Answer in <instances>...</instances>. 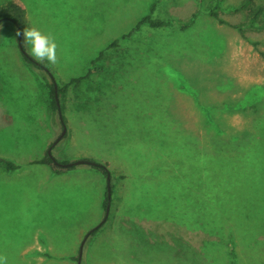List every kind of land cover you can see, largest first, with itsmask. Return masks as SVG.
Segmentation results:
<instances>
[{
    "label": "rangeland",
    "instance_id": "obj_1",
    "mask_svg": "<svg viewBox=\"0 0 264 264\" xmlns=\"http://www.w3.org/2000/svg\"><path fill=\"white\" fill-rule=\"evenodd\" d=\"M8 1L0 0V7ZM17 1L23 4L26 16V24L19 31L35 27L53 35L59 59L56 65L45 61L52 78L30 65L20 49L29 54L31 46L21 43L23 36H16L18 27L13 22L0 18V157L17 165L8 170L0 161V256L7 258V264H77L74 257L79 254L80 264H264L262 184L249 182V192L242 187L232 199L224 198L227 207L222 211L223 222L217 213L215 222L205 226L209 229L206 232L174 220H170L172 225L159 226L138 224L136 217H129L125 224L130 241L150 243L151 252L147 254L156 256L139 262V249L130 246L136 260L123 263L120 255L109 249L112 237L104 214L97 223L94 182H80L93 172H101L87 163L73 164L62 171L64 174L55 173L49 164L35 162L48 154L59 164L81 159L106 163L112 169V203L117 199L123 207L136 199L154 207L163 201L161 182L138 184L130 173L149 151L146 146L153 143L162 118L171 117L168 121L179 132L183 129L196 133L195 143L204 147L210 143L203 142L201 130L213 126L204 116L205 102L237 98L238 106L248 110L246 114L241 112L243 120L237 119L243 136L251 116L252 130H261L259 138L264 142V27L249 25L258 7L262 12L257 22L264 24V0ZM244 3L246 7L241 8ZM144 16L160 20L163 25L151 27L145 21L132 36L124 37ZM129 26V31L112 41L116 42L114 46L111 42L101 49V59L89 64V79L73 82L66 92L56 93L65 120L62 125L58 113L50 109L45 79L54 81L60 89L70 78L84 75L81 64L93 50ZM123 50L133 63L155 50L161 54L162 63L173 65L157 72L162 84L168 86L171 104H137L130 100L111 105L102 100V95L97 96L96 89L105 88L108 80L111 83V70L121 67ZM114 73L116 81L123 77L130 82L143 80L139 72ZM250 81L259 85L257 120L249 104V91L255 93L256 88L250 87ZM217 83L223 87L217 88ZM93 87L95 95L90 97ZM234 108L232 102H227L220 116L235 122L230 117ZM117 165L124 166L129 181L116 182ZM119 186L124 187L121 196ZM169 201L175 202L171 197ZM113 212L111 208L109 221Z\"/></svg>",
    "mask_w": 264,
    "mask_h": 264
},
{
    "label": "crops",
    "instance_id": "obj_2",
    "mask_svg": "<svg viewBox=\"0 0 264 264\" xmlns=\"http://www.w3.org/2000/svg\"><path fill=\"white\" fill-rule=\"evenodd\" d=\"M130 26L127 28V30L120 32V33H113L112 38H109V40L105 41L101 46H97V49L93 50L94 53L91 55V57L87 60H85V64L82 65V69L80 71H88L90 67L89 64L94 61L95 57L99 55L101 49H103L106 45L111 43L112 41H117L120 37H122L127 31H129ZM108 36L110 35V32H107ZM106 33V34H107ZM106 36V37H108ZM90 40L91 36L89 37ZM122 62L121 67L114 68L111 71L113 72L111 83L110 81H106L105 88H100L99 90L96 89L97 96L102 95V100L105 101L107 104H120V103H137V104H171L172 101L170 100V94L166 91V88L168 89L167 85L162 84V79L157 75V72L162 71V69H167V67H172L173 65H170L168 62L162 63L161 60V54L155 50H150V55L147 57H140L136 62L133 63L131 61V58H128L125 54V51H122ZM255 61H256V55H255ZM251 64V62H250ZM255 66V65H254ZM91 69V68H90ZM59 70H62L61 68ZM139 72L143 73L142 77L143 80H139L140 82L136 81H129L126 78L123 77L120 81H116L117 76L114 72ZM254 74L257 73V66L253 69ZM147 73V74H145ZM82 76V75H81ZM116 76V78H115ZM79 77V76H78ZM73 78V77H72ZM249 78H251V73L249 75ZM71 79V78H70ZM67 83V82H66ZM250 87L255 86V93L252 92V90L249 91L250 97H249V104L250 108L254 107L255 111V120L258 119L257 112V88L259 87L258 83L256 81L249 83ZM217 88L220 89V87H223L219 83L215 85ZM214 86V87H215ZM97 88V86H96ZM104 89V90H103ZM93 94L90 93V97H94L95 95V89L93 87ZM172 96V95H171ZM121 98V99H120ZM169 98V99H168ZM120 99V100H119ZM123 99H126L125 101ZM232 102L235 106L233 111L230 114L231 119H233L235 122L230 123L229 120H224L223 116H220V113L223 112L224 108L227 106V102ZM205 105L203 107V113L205 118L209 120V123H212V127H206L204 126L201 130V139L208 143H205L203 145L204 151H210L213 153H216L219 155L220 158H223L227 163L226 167H250L252 169H256V178L254 179V183L257 182L260 186V190L264 191V149H261L262 144L264 145V142L259 138V133L261 130H257L254 128V131L252 130V122L251 119H253L251 116L247 119L249 121L248 123V130L245 136H243V132L241 131V124L239 125L237 123V119L243 120L241 112L245 111V114L248 110H242L238 104L237 98H224L221 97L217 101H214V99H208L205 102ZM216 106L218 108L216 109ZM217 110V111H216ZM242 110V111H241ZM218 113V114H217ZM264 113L261 116V119L263 120ZM171 117L166 116L162 119H169ZM161 119V120H162ZM230 119V118H225ZM160 120V121H161ZM227 127H226V126ZM256 124H253L254 127ZM179 132L176 128H170V129H162L159 128L157 130V133L154 134L158 137L161 133L168 136H176V135H186V136H193L196 133H193V131H186V130H180ZM179 132V133H178ZM150 137V136H148ZM153 143L146 146L149 149L150 156L142 157L139 160V164L136 166V169L134 173H130L131 175L135 176L136 179H134L138 184L141 183V181L146 182H164L162 180L163 177L151 175V168L163 164L166 162L167 159L171 158H159L155 156V149L160 148V144L155 142L156 139L153 136L152 137ZM258 143L260 145H258ZM212 146V148H210ZM159 152V151H158ZM156 152V153H158ZM247 153V154H245ZM259 153H262L259 154ZM162 154V153H160ZM164 160V162H162ZM156 162V163H155ZM87 164V163H83ZM116 170L114 172L116 182L118 184L125 183L126 180H130L129 174L125 172L123 165H117ZM112 168V166H111ZM64 172V171H63ZM62 172V174H64ZM112 173V169H111ZM92 181L95 184L94 194H95V201L97 202V208L99 209V215L97 223L101 219V215L104 214L103 210V199L106 191V182L104 176L99 172H93L91 177H83L80 179V182L83 181ZM118 195L121 196L124 192V187L119 186L118 187ZM116 195V196H118ZM115 196V197H116ZM118 196V199H119ZM260 197H258L256 200H259ZM264 200V197H263ZM115 199L114 202L110 203L109 206V212L111 208L114 209V212L111 213V219L109 221L108 217L106 219V222H109L107 224L108 227V233L110 234L111 242H110V250L114 253V255H120V260L123 263H128V259L136 260L135 258V252L130 246L136 247V249L139 251L138 256L140 257L139 262L143 261L145 259V262H148L149 257L156 256V254L152 253L151 255L147 254L151 251L148 249L150 246L146 243V241L141 242L137 240L130 241V235L128 232H126V222L128 221L129 217H136L135 221L138 222V224L143 223H151V224H159V226L172 225L174 224L170 220L161 218L162 215H165L166 212L164 211V208H161V205L156 207H147V205H144L142 203H139L136 199L132 204L129 201L128 203H125V205L122 207V204ZM132 205V207H130ZM108 212V215H109ZM118 240V242L115 241ZM136 262V261H135ZM133 263V262H132ZM153 263H155L153 261Z\"/></svg>",
    "mask_w": 264,
    "mask_h": 264
},
{
    "label": "trees",
    "instance_id": "obj_3",
    "mask_svg": "<svg viewBox=\"0 0 264 264\" xmlns=\"http://www.w3.org/2000/svg\"><path fill=\"white\" fill-rule=\"evenodd\" d=\"M152 7H154V5H152ZM245 7L246 3H244L241 8ZM261 12L262 7H258L252 13L249 18V25L251 27H264V24L257 22V17ZM211 15L216 17L217 13L211 11ZM0 18L10 20L21 29L22 26L26 24L23 4L17 0H9L0 7ZM145 21L151 27L163 25L160 20L153 21L150 17L144 16L137 22L131 32L124 35V37L132 36L133 32ZM115 44L116 42H112L110 46H114ZM20 50L26 62L35 68H40L47 72L52 78L46 62L38 63L31 55L24 51L23 47H21ZM102 55L103 51L99 53L93 62L101 59ZM91 73L92 69L89 68L84 75L71 78L67 83L61 86L60 89L55 88L54 81L50 82L45 79V83L49 88L50 109L52 112L58 113L59 122L62 125H64L65 120L62 116V107L59 102H57L55 93L66 92V89L71 83L89 79ZM160 128L163 130L170 129L172 125L168 119H162L160 121ZM155 139L158 141V144H160L159 150L158 148L154 150L156 158H171L167 159L165 163L159 166L155 164V166L151 168L150 173L151 175L163 177L162 180L164 182L160 183L163 197L161 208H164L166 212V214L162 216L169 217L170 219L168 220H174V222L183 224L189 229L201 230L204 232L209 231L208 228L204 229L205 226L215 222L214 218L217 216V213L222 217V211L226 209L224 207H227L226 204H223V199H232L235 193L241 192L242 187L245 188V191L249 192L250 183H254V179L257 175L256 169L245 166L236 168L226 167L227 162L223 158H220L218 154L204 151L201 146H197L195 142H198V138L196 136L179 134L176 136H168L161 133L158 137L156 136ZM161 146H163L165 150L161 148ZM149 152L150 151L144 153L142 157L150 156ZM87 160L90 161L89 165L99 170L105 178L106 191L103 199V210L106 220L109 206L112 201L113 185L111 182V171L106 163L94 159ZM0 161L8 170L17 168V165L8 159L0 157ZM35 162L49 164L52 166L55 173H60L73 166V164L69 166L58 165L48 154H45L44 157ZM162 162H164V160ZM169 197L175 200V202H170ZM156 207L158 206L156 205ZM206 217L209 219L206 220ZM221 221L223 222V217ZM103 223L104 221L91 229L88 235L97 231ZM74 259L77 264H80V262L78 263V256L74 257Z\"/></svg>",
    "mask_w": 264,
    "mask_h": 264
},
{
    "label": "clouds",
    "instance_id": "obj_4",
    "mask_svg": "<svg viewBox=\"0 0 264 264\" xmlns=\"http://www.w3.org/2000/svg\"><path fill=\"white\" fill-rule=\"evenodd\" d=\"M21 35L23 36L21 43H27L31 46L29 55L35 61L38 63L47 61L51 65L58 63V45L53 35L45 34L35 27L25 28L22 33L17 30L16 36L21 37ZM0 264H7L5 256H0Z\"/></svg>",
    "mask_w": 264,
    "mask_h": 264
},
{
    "label": "water",
    "instance_id": "obj_5",
    "mask_svg": "<svg viewBox=\"0 0 264 264\" xmlns=\"http://www.w3.org/2000/svg\"><path fill=\"white\" fill-rule=\"evenodd\" d=\"M18 27V26H17ZM20 28L18 27V30H19ZM54 86H55V88H56V84L54 83ZM55 97H57V94L55 93ZM63 133H64V129L62 130V133L60 134V137L63 135ZM59 137V138H60ZM58 138V139H59ZM54 162L56 163V164H58V165H63V166H69V165H72V164H83V163H90V161L89 160H87V159H81V160H78V161H75V162H72V163H63V164H59L58 162H56L55 160H54ZM108 195H109V189H108ZM81 252V251H80ZM79 259H78V263L80 262V254H79Z\"/></svg>",
    "mask_w": 264,
    "mask_h": 264
}]
</instances>
